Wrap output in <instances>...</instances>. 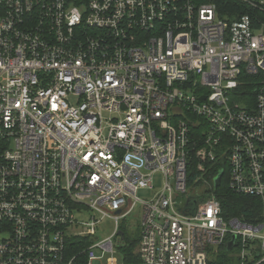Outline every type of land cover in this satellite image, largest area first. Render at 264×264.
Wrapping results in <instances>:
<instances>
[{
  "label": "built area",
  "instance_id": "obj_1",
  "mask_svg": "<svg viewBox=\"0 0 264 264\" xmlns=\"http://www.w3.org/2000/svg\"><path fill=\"white\" fill-rule=\"evenodd\" d=\"M223 165L256 223L222 216ZM138 204L142 264H208L232 237L239 264L264 262V22L193 0H0V264H116L96 226L120 242ZM82 238L86 263L66 254Z\"/></svg>",
  "mask_w": 264,
  "mask_h": 264
},
{
  "label": "trees",
  "instance_id": "obj_2",
  "mask_svg": "<svg viewBox=\"0 0 264 264\" xmlns=\"http://www.w3.org/2000/svg\"><path fill=\"white\" fill-rule=\"evenodd\" d=\"M195 4L211 3L215 4L218 8L219 16L232 22L238 17L249 14L256 15L257 18L264 22V10L258 8H251L246 3L240 0H193ZM249 91V90H248ZM195 118V117H192ZM200 133L192 128V137L197 142L200 137ZM198 145V143L196 144ZM224 174L221 177V184L218 188L212 191L221 206V213L225 219H238L245 223H256L259 219L261 209L257 200L249 197L239 196L232 193L227 187V167L223 165ZM217 173L216 167L210 169L205 178L210 180ZM187 185L191 186L198 173L195 170V161L192 158L187 166ZM204 193L203 195H206ZM204 200V197H200L198 201ZM120 242L117 245L116 251L122 256V264H142L137 254V247L140 238V231L132 232L126 228H120ZM93 243L90 238L82 239H69L66 242V254L67 256L76 257V261L79 263H86V249ZM225 244L221 245L217 251L209 255L208 264H239L238 258L233 251H227ZM79 254V255H78ZM253 264V263H252ZM264 264V262L260 263Z\"/></svg>",
  "mask_w": 264,
  "mask_h": 264
},
{
  "label": "rangeland",
  "instance_id": "obj_3",
  "mask_svg": "<svg viewBox=\"0 0 264 264\" xmlns=\"http://www.w3.org/2000/svg\"><path fill=\"white\" fill-rule=\"evenodd\" d=\"M160 180L161 176L156 175L155 176V181H156V187L158 188L160 186ZM137 197H139L142 200L148 201L152 197V192L149 190H139L137 192ZM178 201L182 202V205L184 206L187 203V197H183L181 199H178ZM131 202L128 201L127 205L129 206ZM142 217V206L140 204L136 205V207L133 209V211L128 214L126 217L122 218L119 221V228H126L132 232H138L139 231V226H140V221ZM114 221L109 218H105L101 220L98 225L96 226V236H95V241L100 242L103 241L109 237H112V242L115 247V250L117 248V243L119 242V235H114ZM216 250L215 246H210L209 247V254H213ZM233 253L237 254L236 249H234ZM98 255L100 253L98 252ZM110 254H105L102 257V262L103 264L107 263L108 258H110ZM114 259L116 260V264H122V256L115 251L114 253Z\"/></svg>",
  "mask_w": 264,
  "mask_h": 264
},
{
  "label": "water",
  "instance_id": "obj_4",
  "mask_svg": "<svg viewBox=\"0 0 264 264\" xmlns=\"http://www.w3.org/2000/svg\"><path fill=\"white\" fill-rule=\"evenodd\" d=\"M220 177L221 175L219 174L215 180H214V186L217 187L219 185V182H220ZM235 237H232V239L230 240V242L227 244V251H232V248H233V245H234V242H235Z\"/></svg>",
  "mask_w": 264,
  "mask_h": 264
}]
</instances>
